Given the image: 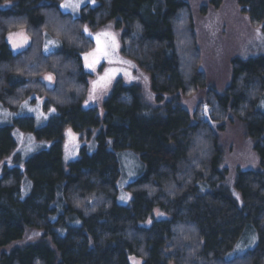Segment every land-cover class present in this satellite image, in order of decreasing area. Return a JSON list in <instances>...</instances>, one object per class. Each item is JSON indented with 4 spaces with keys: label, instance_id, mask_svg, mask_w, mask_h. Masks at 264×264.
<instances>
[{
    "label": "trees",
    "instance_id": "1",
    "mask_svg": "<svg viewBox=\"0 0 264 264\" xmlns=\"http://www.w3.org/2000/svg\"><path fill=\"white\" fill-rule=\"evenodd\" d=\"M61 1L0 0V102L15 110L36 93L56 110L37 129L30 117L14 120L51 144L23 169L2 170L0 264H264V0H97L78 17ZM84 26L119 35L161 118L147 117L134 86L118 84L99 109L82 105L90 75L81 54L93 47ZM46 36L60 48L43 53ZM66 130L93 134L95 150L64 164ZM242 141L255 167L232 170L223 155ZM14 145L11 126L0 127V162ZM125 148L143 173L119 205L116 151ZM245 233L255 246L230 257Z\"/></svg>",
    "mask_w": 264,
    "mask_h": 264
},
{
    "label": "rangeland",
    "instance_id": "2",
    "mask_svg": "<svg viewBox=\"0 0 264 264\" xmlns=\"http://www.w3.org/2000/svg\"><path fill=\"white\" fill-rule=\"evenodd\" d=\"M97 4V0H62L59 4V9L63 13L70 14L72 17H78L82 7L88 6L93 8L97 6ZM62 5H66V7H62ZM228 16L231 20L237 21L236 26L238 30L244 28L245 25L240 20L236 19L230 10H228ZM84 31L93 41V47L90 51L81 54L82 67L84 71L90 75L87 82L86 96L84 97L82 105L85 108L95 107L99 109L101 108L102 102L116 86H134L135 94L138 96L142 109L147 114V117L161 118L163 114L160 112L159 108L147 105L146 101L150 93L147 88V79L144 77L145 75H141L137 64L132 59L120 53L119 35L109 27L99 31H90L84 26ZM247 34L248 32L244 35ZM257 35L259 41L261 36L259 33H257ZM22 36L23 34H20L16 38L18 45L12 44L10 47L13 53L20 51L24 47ZM246 41L249 42L248 48L252 50L259 44L257 40H252L247 36ZM59 48L60 43L57 40L50 36L44 38L42 45L43 53L47 54ZM98 49H100V52L97 51ZM103 52H106L107 55H103ZM141 77L144 79L142 80ZM186 103L188 104V102ZM259 106L264 113V98L260 100ZM55 112L54 106L43 94L30 93L15 110L9 109L0 102V127L11 126V135L15 142L13 150H11L0 162V176L3 169H10L13 167L23 169L24 162L27 158L40 150L48 149L51 144L50 141L37 138L34 131L27 127L29 124L28 121H24V127H20L14 120L17 118L30 117L32 118V129H37L43 127ZM201 119L204 120L211 129L213 128L214 120L210 116L208 109H202ZM61 143L64 164L77 159L82 147L85 146L88 153H92L96 148V141L93 134H79L78 132L70 130L64 132ZM109 148L111 149V145ZM236 150L234 154H229L228 156L224 154L222 162L224 164H231L232 170L236 165H248L250 169L255 167L253 155L243 141L238 142ZM116 156L118 158L120 175L116 181L115 202L119 205H128L132 195L128 187L130 183L135 181L143 173V164L136 152L129 148L116 151ZM234 177L229 179L228 183L222 185L224 189L231 190ZM24 182L26 183L24 184ZM24 182L21 191L22 199L29 194L31 186L27 179H24ZM256 241L257 237L255 234L245 233L242 240L236 244L229 256L239 255L245 250L253 248Z\"/></svg>",
    "mask_w": 264,
    "mask_h": 264
},
{
    "label": "snow or ice",
    "instance_id": "3",
    "mask_svg": "<svg viewBox=\"0 0 264 264\" xmlns=\"http://www.w3.org/2000/svg\"><path fill=\"white\" fill-rule=\"evenodd\" d=\"M62 7H66V5H62ZM97 51L100 52V49H98ZM102 54H103V55H107L106 52H103Z\"/></svg>",
    "mask_w": 264,
    "mask_h": 264
},
{
    "label": "crops",
    "instance_id": "4",
    "mask_svg": "<svg viewBox=\"0 0 264 264\" xmlns=\"http://www.w3.org/2000/svg\"><path fill=\"white\" fill-rule=\"evenodd\" d=\"M53 78L52 77H50L49 79H48V83H52L53 82Z\"/></svg>",
    "mask_w": 264,
    "mask_h": 264
},
{
    "label": "bare ground",
    "instance_id": "5",
    "mask_svg": "<svg viewBox=\"0 0 264 264\" xmlns=\"http://www.w3.org/2000/svg\"><path fill=\"white\" fill-rule=\"evenodd\" d=\"M127 152V151H126Z\"/></svg>",
    "mask_w": 264,
    "mask_h": 264
}]
</instances>
